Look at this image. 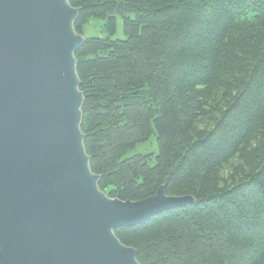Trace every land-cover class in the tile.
Wrapping results in <instances>:
<instances>
[{
  "label": "trees",
  "instance_id": "trees-1",
  "mask_svg": "<svg viewBox=\"0 0 264 264\" xmlns=\"http://www.w3.org/2000/svg\"><path fill=\"white\" fill-rule=\"evenodd\" d=\"M88 168L110 199L192 203L113 231L137 264H264V0H67ZM156 134L157 154L125 158Z\"/></svg>",
  "mask_w": 264,
  "mask_h": 264
},
{
  "label": "water",
  "instance_id": "water-1",
  "mask_svg": "<svg viewBox=\"0 0 264 264\" xmlns=\"http://www.w3.org/2000/svg\"><path fill=\"white\" fill-rule=\"evenodd\" d=\"M67 0H0V264H137L113 231L192 203L105 198L79 129Z\"/></svg>",
  "mask_w": 264,
  "mask_h": 264
},
{
  "label": "rangeland",
  "instance_id": "rangeland-1",
  "mask_svg": "<svg viewBox=\"0 0 264 264\" xmlns=\"http://www.w3.org/2000/svg\"><path fill=\"white\" fill-rule=\"evenodd\" d=\"M105 21L103 20H92L88 25H86L83 29L82 35H78L82 40L91 38V37H99L105 38L110 36L108 31L105 29ZM112 40H124L125 37L122 31V20L120 17H116L115 20V33L110 36ZM80 112V109H79ZM81 119V113H80ZM80 125V122H79ZM157 143H156V134L154 133L146 142L137 144L132 150H129L125 154V158L131 157L133 155H149L150 162L149 165L154 164L153 157L157 154ZM105 198H108L106 195L101 193Z\"/></svg>",
  "mask_w": 264,
  "mask_h": 264
}]
</instances>
